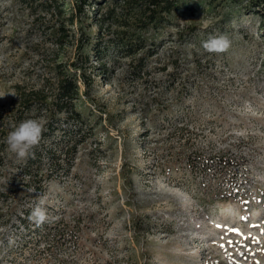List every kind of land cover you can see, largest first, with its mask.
Instances as JSON below:
<instances>
[{"label": "rangeland", "instance_id": "374dc122", "mask_svg": "<svg viewBox=\"0 0 264 264\" xmlns=\"http://www.w3.org/2000/svg\"><path fill=\"white\" fill-rule=\"evenodd\" d=\"M59 1L67 20L75 0ZM90 1L102 13L112 3ZM178 2L149 29L157 51L137 79L106 43L118 25L101 29L96 11L79 16L61 48L51 30L66 21L34 25L27 2L0 0V264H264V0ZM220 34L230 48L206 52ZM57 71L78 79L76 109L93 135L80 142L85 133L62 121L19 159L6 137L20 123V89ZM73 140L76 151L51 170L46 148ZM41 197L48 220L37 226L29 216Z\"/></svg>", "mask_w": 264, "mask_h": 264}, {"label": "trees", "instance_id": "16d2710c", "mask_svg": "<svg viewBox=\"0 0 264 264\" xmlns=\"http://www.w3.org/2000/svg\"><path fill=\"white\" fill-rule=\"evenodd\" d=\"M30 5V13L33 15L34 25H43L45 23L46 16L59 17L62 21L66 15L64 4H59V0H40L41 6L36 8L34 2L36 0H23ZM39 1V0H38ZM97 1V0H96ZM108 2V1H107ZM178 0H112V3L108 7V10L104 13L100 11V2H91L90 0H75V6L72 10L69 18L63 20L67 22V25L52 26L53 36L56 37L58 47H65L67 45V39H75V30L78 27V18L83 14L86 9H89L88 13L96 11L98 14L96 23L101 29L107 27L111 30L113 25H118V29L114 31L115 37L106 40V43L111 47H115L121 55L129 57V67L133 68L130 72L134 74L137 79H141L145 75V65L151 57L156 54V49L153 48V41L149 45L148 31L151 27H158L162 25L166 16L171 15L174 11L179 9ZM43 5V6H42ZM45 5V6H44ZM264 15V13H263ZM124 18V19H123ZM108 23H111L108 24ZM68 29H66V27ZM67 31H64V30ZM83 37V34L81 35ZM77 38L78 41L82 38ZM101 37V36H100ZM103 41V38L98 44ZM2 42L1 24H0V44ZM83 49V42L80 46V50ZM95 51L100 53V57L97 59L100 61L99 65L104 69L105 63V51L102 54L101 51L95 47ZM89 61L88 57L84 58V63ZM56 66V65H54ZM61 68L59 64L55 69ZM58 75L54 82L46 79L43 81L40 88L32 86L28 90L21 91L18 105L22 111L20 115V122L28 119V115L31 112H44L46 117V123L44 126V132H47L52 136L55 131L61 127L62 121H65L69 125L78 126L79 133L84 132L85 136L81 138L80 142H85V137L93 135V129L86 125L87 121L76 109L75 101L79 98L81 91L79 81L76 77L70 73L57 71ZM90 84V83H89ZM24 111V112H23ZM63 124V123H62ZM87 132H86V131ZM86 133H89L88 135ZM74 141V140H73ZM78 141H74L72 144H68L65 148H46L45 154L49 158L51 170L58 164L60 157L64 155L68 158L73 151H76ZM34 153L37 150L34 149ZM44 152V150H42ZM47 152V153H46ZM62 154H60V153ZM33 157V156H32ZM31 159V157L29 158ZM66 160V159H65ZM31 161V160H30ZM30 168H26L25 175L29 181L35 179L33 172V164H29ZM66 171V170H65ZM39 191H43V186L37 188ZM0 195L3 193L1 192ZM5 214H1L0 218H3ZM20 223H23V227L27 228L25 214L20 217Z\"/></svg>", "mask_w": 264, "mask_h": 264}, {"label": "clouds", "instance_id": "9594fccd", "mask_svg": "<svg viewBox=\"0 0 264 264\" xmlns=\"http://www.w3.org/2000/svg\"><path fill=\"white\" fill-rule=\"evenodd\" d=\"M230 46L231 41L224 34L210 36L202 43L203 49L208 53H223ZM44 130V124L37 119L29 118L21 121L7 134L6 144L8 150L19 159L27 158L32 149L39 145ZM45 204L46 198L41 197L30 213L29 219L35 222L37 226L44 224L48 220Z\"/></svg>", "mask_w": 264, "mask_h": 264}, {"label": "snow or ice", "instance_id": "6c2138e0", "mask_svg": "<svg viewBox=\"0 0 264 264\" xmlns=\"http://www.w3.org/2000/svg\"><path fill=\"white\" fill-rule=\"evenodd\" d=\"M217 228H222L224 229L226 232H232V233H236V234H241L240 230L237 228H228L226 225H221V224H217L216 225ZM253 227H258V225H254ZM242 235V234H241ZM221 239H223V237H221ZM245 239H247V237H245ZM256 238L253 237V240L255 241ZM233 243V241L229 240L228 244L231 245ZM221 248H224L225 245L221 244L220 245Z\"/></svg>", "mask_w": 264, "mask_h": 264}]
</instances>
